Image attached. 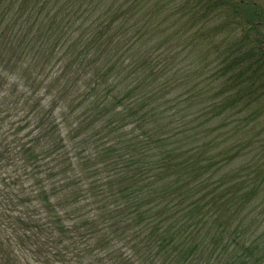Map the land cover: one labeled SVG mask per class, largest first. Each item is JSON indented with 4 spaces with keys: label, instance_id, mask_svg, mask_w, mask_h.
Wrapping results in <instances>:
<instances>
[{
    "label": "trees",
    "instance_id": "1",
    "mask_svg": "<svg viewBox=\"0 0 264 264\" xmlns=\"http://www.w3.org/2000/svg\"><path fill=\"white\" fill-rule=\"evenodd\" d=\"M263 3L0 0V264H264Z\"/></svg>",
    "mask_w": 264,
    "mask_h": 264
},
{
    "label": "rangeland",
    "instance_id": "2",
    "mask_svg": "<svg viewBox=\"0 0 264 264\" xmlns=\"http://www.w3.org/2000/svg\"><path fill=\"white\" fill-rule=\"evenodd\" d=\"M121 1H122V0H116V3H117V2L119 3V2H121ZM262 1H264V0H261V2H262ZM263 4H264V3H263ZM126 6H127V5H124L123 8H125ZM33 123H34V121H32L30 124H33ZM260 126H261V124H260ZM27 130H29V128L26 129V130H24V131H27ZM260 143H261V142H260ZM25 185H26V186H29V182L26 181V182H25ZM62 197H64V194H63ZM0 198H1V194H0ZM0 202H1V201H0ZM86 210H87V207H84V208L81 210V213H86ZM19 253H20V252H19ZM20 255H22V258L24 259V255H25V254L23 255V254L20 253Z\"/></svg>",
    "mask_w": 264,
    "mask_h": 264
}]
</instances>
